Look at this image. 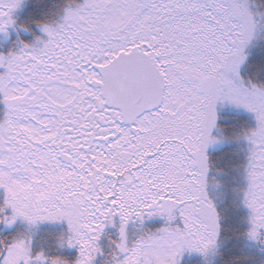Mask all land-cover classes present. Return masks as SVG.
Wrapping results in <instances>:
<instances>
[{
  "label": "snow or ice",
  "instance_id": "6c2138e0",
  "mask_svg": "<svg viewBox=\"0 0 264 264\" xmlns=\"http://www.w3.org/2000/svg\"><path fill=\"white\" fill-rule=\"evenodd\" d=\"M0 264H264V0H0Z\"/></svg>",
  "mask_w": 264,
  "mask_h": 264
}]
</instances>
